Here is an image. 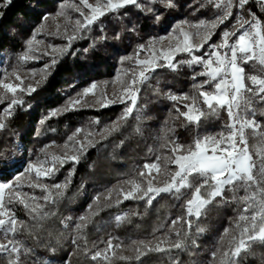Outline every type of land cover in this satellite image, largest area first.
<instances>
[{
	"label": "snow or ice",
	"instance_id": "obj_1",
	"mask_svg": "<svg viewBox=\"0 0 264 264\" xmlns=\"http://www.w3.org/2000/svg\"><path fill=\"white\" fill-rule=\"evenodd\" d=\"M249 2L250 0H207V5L216 11L212 19L196 23L181 21L174 25L166 36L139 44L134 55L121 58V64L134 60L135 67L124 69L123 74L118 72L113 84L118 86L119 94L114 92V98H109L103 91L98 95L99 85L93 82L75 98L70 99L64 111L72 110L77 105H82V102L86 103L89 95L96 97L101 107L113 103H121L125 107L116 121L99 131L76 129L61 146V153L48 151L55 146V142L46 145L41 150L43 159L38 157L35 161H29L24 172L14 178V182L0 183V253L9 254L8 264H26V258L31 253V249L18 239L25 232L31 234L30 225L18 219L12 205H22L30 220L37 223L55 215L47 210V206L55 205L63 198L75 168L69 171L63 183L48 185L43 181L52 179L69 161L79 163L87 149L100 142L95 139L96 136L106 140L113 133L119 132L123 122L138 109L141 87L152 78L158 68L176 70L178 64H186L199 70L192 73L191 79L194 83L191 94H174L171 91L164 93L165 98L172 102L176 118L183 117L186 127L194 125L197 129L202 118L219 117L222 112L227 114V121L218 132L201 135L197 131L190 144H181L172 138L174 129L167 127L168 121H165L160 148L165 149L167 154L158 155L153 163H145L143 169L138 172V178L123 181V184L130 185L127 190L123 187L108 189L107 194L103 196V203L101 196L94 197L95 208L89 205V215L80 216L74 225L77 238L84 235V230L92 223L93 217L104 208L114 206V193L115 206L124 200H135L144 201L146 207L152 206L161 194H170L177 200L186 196L189 198L184 199L181 205L184 214L173 219L171 224L167 225V230L162 231L165 225H161L153 233L152 239L134 240L127 246L114 243L113 238H109L106 248L92 253L91 260H104L111 264V257L108 255L111 253L112 257L121 261L143 264L142 257L149 253H162L173 248L183 249L187 245L185 240L179 238L181 229L178 226L187 225L189 232L184 233L187 237L192 228L191 218L195 217L198 221L206 207L216 202L217 198L224 203L237 202L242 207L230 227L224 229L216 250L212 252L215 264H240L241 255L250 252L253 245H264V123L256 119L257 115L264 116V109L257 107L264 105V20L247 9ZM259 2L264 10V0ZM11 3L12 0H0V6L3 7ZM156 5L163 9L175 7L174 0H144L143 3L141 0H95L94 3L90 0H78V4L68 5L82 18L73 21L64 11L66 5L62 4L56 16L65 17L64 33L69 44L62 48L48 45V48L62 55L71 46V41L82 39V33L91 30V26L102 17L109 14L119 16L121 10L129 6L137 8L146 16L150 14L159 21L162 12ZM203 7L205 4L201 3L200 8ZM234 10L235 22L220 33L218 42L209 43L217 29L231 20ZM246 11L247 17L244 15ZM124 15H127V12H124ZM48 19V14L42 18L45 22ZM46 27L47 24L42 23L33 32L26 41V49L19 57V63L11 72L5 71L0 77V104H6L0 111V130L6 127V120L13 116L15 109L23 106L24 96L35 93L42 82L37 80L35 84H26L27 78L19 73L24 63L39 58L34 53L40 51L38 46L43 41L37 40L36 37ZM69 27L72 29L71 35H67ZM59 28L60 25H57V32ZM128 30L135 32L136 26L133 25ZM165 40L166 45L163 43ZM205 45L208 49L206 51ZM141 53H145L144 58H140ZM43 54L49 53L45 51ZM179 54H187L189 59L174 63ZM55 63L56 60L53 59L52 65ZM245 66H250L253 71L248 72ZM50 67L45 65L42 80L47 79V70ZM12 77L19 83L12 82ZM201 77L203 79H198ZM58 114L59 110H54L50 116ZM50 116L42 119L41 125ZM136 118L139 120L140 116L137 115ZM94 123L98 124L99 121ZM248 130H251L253 137L258 138V145L250 146ZM136 131L139 132L140 129L137 128ZM82 133L83 138L80 139ZM170 165L175 167L171 168ZM32 173L35 176L28 186L39 188L43 193L40 197L18 190L21 187V178ZM241 191L243 195L239 194ZM228 193H231V196ZM121 196L123 199H120ZM127 219L128 214L116 217L118 223ZM65 227L68 225L65 224ZM197 231L203 232L204 229ZM156 232L161 234L156 235ZM173 233L177 237L175 240L172 239ZM73 243H76L75 239ZM114 249H124L133 254L125 255L123 251L116 252Z\"/></svg>",
	"mask_w": 264,
	"mask_h": 264
},
{
	"label": "trees",
	"instance_id": "obj_2",
	"mask_svg": "<svg viewBox=\"0 0 264 264\" xmlns=\"http://www.w3.org/2000/svg\"><path fill=\"white\" fill-rule=\"evenodd\" d=\"M66 1L68 0H12L7 7L0 6V77L5 71L11 72L19 63V57L26 49V41L43 23L42 18L46 14L54 15ZM174 3L175 7L171 9L156 5L162 12L159 21L133 6L121 10L119 16L106 15L92 25L91 30L83 32L82 39L71 41V46L62 55L57 52L41 55V59L33 63L35 68L40 64L51 67L47 70V79L42 80L35 93L24 96L23 106L15 109L13 116L6 120V127L0 130L1 183L14 182V178L24 172L29 161H35L38 157L43 159L41 150L46 145L55 142V146L48 151L61 153V146L76 129L99 131L117 120L124 104L113 103L101 107L89 102L69 111L64 109L70 99L93 82L106 92L108 83L115 79L121 67H134L132 61L121 64V58L134 55L137 45L166 35L181 21L196 23L210 20L216 15L215 9L207 5V0H174ZM201 3L205 7L200 8ZM247 9L264 20V14L254 4L249 3ZM235 11L231 20L221 25L217 32L221 33L229 26L235 19ZM244 15L247 17V11ZM133 25L136 26L135 32L128 30ZM218 38L216 33L212 42H216ZM49 43L62 48L69 41L67 36L61 35ZM53 59L56 60L55 65H52ZM187 59L188 55L184 54L177 57L175 63ZM29 64L30 62L24 63L21 69ZM194 70L198 71L199 68H190L186 64H178L176 70L158 68L152 78L141 87L138 109L123 122L119 132L113 133L106 140L96 136L95 139L100 142L95 147H89L79 163L69 161L52 179L43 181L48 185L63 183L69 171L75 168L63 198L59 203L47 206V210L55 215L37 223L30 220L22 205H12L18 219L26 221L31 228V234L25 232L18 237L31 249L26 264H109L108 261H93L90 258L95 251L106 248L109 238H113L114 243L125 246L134 240L152 239L153 233L161 225H165L162 230L165 231L173 219L184 214L181 205L184 199L189 198L187 196L177 200L173 195L161 194L150 207H146L144 201L135 200H124L115 206L114 193V206L104 208L93 217L82 237L77 238L74 231L78 218L89 215V205L95 208L94 197L101 196L103 203V196L108 189H116L123 185V181L138 178L143 165L153 162L158 152L162 154L160 144L163 140L160 137L163 136L165 121H168L167 127L174 129L172 138L181 144H190L197 131L201 135L218 132L227 121V114L222 112L219 117L202 118L197 129L194 125L186 127L183 117L176 118L172 102L165 98L164 93L171 91L174 94H191L194 83L191 76ZM5 106L6 104H0V111ZM260 106L257 105L258 108ZM54 110H59V114L50 116ZM137 115L140 116L139 120ZM49 116L41 125L40 121ZM256 119L264 123V116L257 115ZM137 128L140 129L139 132L136 131ZM248 136L250 146L258 145V138L252 136L251 130H248ZM79 138H83V133ZM24 176L33 179L35 174ZM22 178L19 191L37 197L43 195L39 188L28 186L31 179L23 182ZM239 194L243 195V191ZM228 195L231 196V193ZM241 207L237 202L224 203L217 198L216 202L206 207L198 221L195 217L191 218L192 228L187 237L184 236L185 232H189L187 225L178 226L181 229L179 238L186 241L185 248L149 253L142 257L143 264H215L212 252L216 250L224 229L230 227ZM125 214H128V219L118 223L116 217ZM200 228L204 231L198 232L197 229ZM160 234L161 232H156V235ZM176 238L173 233L172 239ZM74 239L76 243H73ZM114 251H123L125 255L133 254H128L124 249ZM108 255L111 257V264H137L136 261H121L112 257L111 253ZM8 259L7 252L0 253V264H8ZM239 261L240 264H264V245L256 243L250 252L241 255Z\"/></svg>",
	"mask_w": 264,
	"mask_h": 264
},
{
	"label": "rangeland",
	"instance_id": "obj_3",
	"mask_svg": "<svg viewBox=\"0 0 264 264\" xmlns=\"http://www.w3.org/2000/svg\"><path fill=\"white\" fill-rule=\"evenodd\" d=\"M90 2L94 3L95 0H90ZM249 3L254 4L256 6V8L259 11H261L262 14H264V10L261 9L259 0H250ZM73 4H78V0H68V1H66L64 3V5H66V7L64 8V11H65L66 15L69 16V17H71L73 21L75 19H77V18L82 19L79 16V13L78 12L74 11L72 7H68V5H73ZM60 10H61V6L59 7L58 11H60ZM85 11H87V10L85 9ZM56 13L54 15H49V19L46 22L43 21V23H46L47 24V27H46V29L43 32L39 33L37 35V37H36L37 40L43 41V43L38 46L39 49H40V51L34 53V55L37 56V57H39V58L38 59H31V60H29L28 62H30V64L28 65V67L26 66V68L20 69V73L19 74L22 77H26L27 78L26 81H25L26 84L27 83L35 84V82L37 80H41L42 81V73L45 72V66L40 64V65L37 66V68H35L34 65H33V63L36 60L41 59V55H44L43 53L45 51H47L49 54H52V52H53L52 49L48 48V45H50V43H49L50 41L54 40V38H57L58 36H61V35L66 36L65 33H64V26H65V23H66L65 17H63V16H59L58 17V16H56ZM234 22H235V19H233V21H231L230 24H229V26H227L226 28H230L231 27V24L234 23ZM57 25H60L59 32H57ZM49 33H52V34L50 35ZM216 33H218V36H219V38L216 40V42H218L220 40V32H216ZM71 34H72V29H71V27H69V30H68L67 35H71ZM166 35H164V36H166ZM164 36H161V37H164ZM163 43L166 45L167 44V41L165 40ZM209 43H213V42L210 41ZM204 50L205 51L208 50L207 49V45H205V49ZM200 54L201 53H197V55H200ZM181 55H184V54H179V55H177V57H179ZM144 56H145V53H141V57L140 58H144ZM177 57H176V59H177ZM174 63H175V61H174ZM132 64L135 67L134 60L132 61ZM245 67H246V70L248 72L251 73L253 71L250 66H245ZM124 69H126V68L121 67V69L119 70V73L123 74V70ZM11 79H12V82L19 83L18 81H15L14 77H12ZM106 89L107 90L105 92L103 88H98L97 94L99 95V93L101 91H103V92H105L107 94V96L109 98H114L113 97V93L114 92H116L117 94H119L118 93V86L117 85H114L113 84V81H110L108 83V86L106 87ZM89 102L92 103L93 106H100V103L97 102L96 97H93L92 95H89L86 98V103L82 102V105L88 104ZM77 106H80V105H77ZM258 109H264V105H261L260 108H258ZM160 150L162 151L163 154H166L167 153V151L165 149H161L160 148ZM158 155H160L159 152H158L157 156ZM155 161H156V159L153 162H155ZM153 162H151V163H153ZM162 163H163V161H161V164ZM169 167L174 168L175 166L174 165H170ZM153 175H155V173H153ZM30 179H31V177L24 176L22 178V181L23 182H26V181H29ZM121 187H123L125 190H127L130 187V185H127L126 186V184H123V185L118 186L116 189H119ZM131 253L132 252H129L128 254H131Z\"/></svg>",
	"mask_w": 264,
	"mask_h": 264
}]
</instances>
